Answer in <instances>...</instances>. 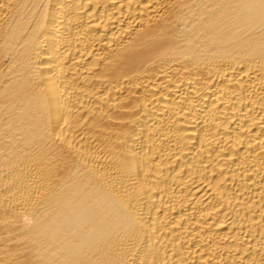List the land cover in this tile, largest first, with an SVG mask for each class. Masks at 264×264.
Listing matches in <instances>:
<instances>
[{"label":"bare ground","instance_id":"bare-ground-1","mask_svg":"<svg viewBox=\"0 0 264 264\" xmlns=\"http://www.w3.org/2000/svg\"><path fill=\"white\" fill-rule=\"evenodd\" d=\"M0 264H264V0H0Z\"/></svg>","mask_w":264,"mask_h":264}]
</instances>
